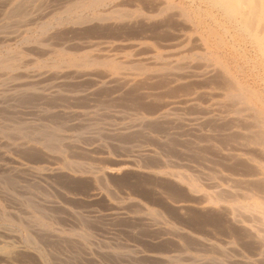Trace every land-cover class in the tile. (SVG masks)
<instances>
[{"label": "rangeland", "instance_id": "374dc122", "mask_svg": "<svg viewBox=\"0 0 264 264\" xmlns=\"http://www.w3.org/2000/svg\"><path fill=\"white\" fill-rule=\"evenodd\" d=\"M257 34L213 0H0V264H264Z\"/></svg>", "mask_w": 264, "mask_h": 264}, {"label": "bare ground", "instance_id": "6f19581e", "mask_svg": "<svg viewBox=\"0 0 264 264\" xmlns=\"http://www.w3.org/2000/svg\"><path fill=\"white\" fill-rule=\"evenodd\" d=\"M228 15L234 17L246 29H251L257 23L262 35L257 34L258 41L264 51V0H213ZM38 10V9H37ZM16 13V12H15ZM18 13V12H17ZM25 14V13H24ZM86 61V60H85ZM83 61V62H85ZM3 64V63H1ZM5 65V64H4ZM177 65V64H176ZM6 66V65H5ZM181 66V65H179ZM4 67V66H3ZM12 67V66H11ZM18 68V67H17ZM10 70V69H9ZM171 70V68H170ZM12 71V70H11ZM174 72V71H173ZM17 74V73H16ZM166 74V73H165ZM123 75V74H122ZM168 75V74H167ZM112 76V75H111ZM126 76V75H124ZM119 77V76H118ZM111 78V77H110ZM112 78H114L112 76ZM120 78V77H119ZM124 78V77H123ZM125 79V78H124ZM4 80V79H3ZM121 80V79H120ZM129 80V79H127ZM36 81V80H35ZM123 82H125L123 80ZM27 85V84H26ZM51 85V84H50ZM30 87V86H29ZM32 87V86H31ZM49 89V88H48ZM26 90V89H25ZM32 90V89H31ZM41 90V89H39ZM14 91V90H13ZM17 91V90H16ZM24 91V90H23ZM42 91V90H41ZM26 92V91H24ZM28 92V91H27ZM36 92V91H35ZM39 93V92H38ZM50 93V92H49ZM35 94V93H34ZM40 95V94H38ZM14 96V95H13ZM27 96V95H26ZM36 98V97H35ZM38 98V97H37ZM44 98V97H43ZM46 98V97H45ZM173 103V102H172Z\"/></svg>", "mask_w": 264, "mask_h": 264}]
</instances>
